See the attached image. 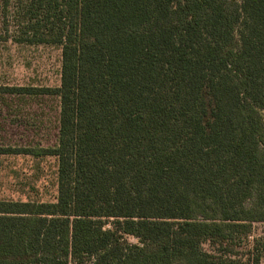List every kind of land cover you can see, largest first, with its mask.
I'll return each instance as SVG.
<instances>
[{
	"label": "trees",
	"instance_id": "1",
	"mask_svg": "<svg viewBox=\"0 0 264 264\" xmlns=\"http://www.w3.org/2000/svg\"><path fill=\"white\" fill-rule=\"evenodd\" d=\"M2 8L16 41L62 45V71L0 86L60 97L54 146L0 147L58 163L54 200L0 198V264H259L264 0Z\"/></svg>",
	"mask_w": 264,
	"mask_h": 264
},
{
	"label": "rangeland",
	"instance_id": "2",
	"mask_svg": "<svg viewBox=\"0 0 264 264\" xmlns=\"http://www.w3.org/2000/svg\"><path fill=\"white\" fill-rule=\"evenodd\" d=\"M15 18L4 15L0 0V86L58 87L61 85L62 45L23 43L14 39ZM60 97L0 93V147H52L57 142ZM58 163L54 156L0 153V198L54 200ZM250 239L264 243V222L253 224ZM129 241L137 242L134 236ZM264 264V246L260 245ZM204 247L211 250L212 244ZM248 248L239 250L247 259Z\"/></svg>",
	"mask_w": 264,
	"mask_h": 264
}]
</instances>
